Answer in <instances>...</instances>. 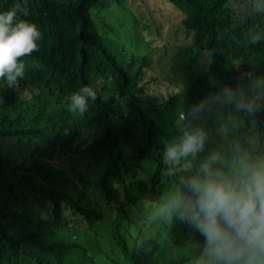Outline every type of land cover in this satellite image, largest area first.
Listing matches in <instances>:
<instances>
[{"label":"trees","instance_id":"obj_1","mask_svg":"<svg viewBox=\"0 0 264 264\" xmlns=\"http://www.w3.org/2000/svg\"><path fill=\"white\" fill-rule=\"evenodd\" d=\"M168 1L182 14L191 43L186 58L177 49L160 54L175 86L161 99L147 92L145 57L132 72L121 48L92 49L99 35L90 8L102 0H0V12L19 5L17 20L41 32L39 50L21 58L20 84L9 88L0 80V264H97L76 240L79 231L86 241L106 239V254L116 262L207 264L205 239L175 209L177 196L194 198L187 178L202 177L201 165L213 154L220 157L213 169L225 172L245 157L264 161V135L246 129V139L229 150L204 140L196 158L176 161L160 148L170 136L179 143L186 132L206 134L221 101L229 93L241 97L247 74L237 62L246 70L264 54V11L257 0ZM148 24L160 27L154 18ZM199 53L213 58L205 73L193 65ZM256 82L253 90L264 92V81ZM85 85L97 99L75 116L69 97ZM142 116L163 126L156 145ZM55 153L67 163H41ZM89 185L100 188L104 207L111 205L109 219L85 200Z\"/></svg>","mask_w":264,"mask_h":264},{"label":"clouds","instance_id":"obj_2","mask_svg":"<svg viewBox=\"0 0 264 264\" xmlns=\"http://www.w3.org/2000/svg\"><path fill=\"white\" fill-rule=\"evenodd\" d=\"M257 1L263 12L264 0ZM18 11H23L19 5L0 12V80L9 88L20 84L26 70L21 58L38 51L37 41L41 39L36 24L17 20ZM98 35L92 49L108 50L110 44ZM79 45L85 42L82 40ZM212 60L209 57L206 66L197 69L205 73ZM237 67L247 74L239 90L241 97L237 95L234 99L229 93V97L221 101L219 115L206 134L186 132L179 143L171 136L163 140L160 150L166 152V159L176 161L195 155L203 149L204 140L229 150V144L235 147L234 141H244L248 136L246 129L253 127L264 135V92H255L252 88L253 81L257 84L264 81V54L259 59L254 58L246 70L242 61L237 62ZM252 71L255 72L250 76ZM69 99L68 111L82 116L88 110L89 99L95 101L97 94L93 87L85 85L71 93ZM142 120L149 130L151 144L156 145L155 135L163 126L143 116ZM219 160L218 155H211L201 165L202 177L188 176V195L194 198L178 194L174 207L181 218L193 224L204 237L207 264H264V161L251 162L245 157L225 172L213 169L212 165ZM53 161L67 163V157L55 153L43 156L41 163Z\"/></svg>","mask_w":264,"mask_h":264},{"label":"rangeland","instance_id":"obj_3","mask_svg":"<svg viewBox=\"0 0 264 264\" xmlns=\"http://www.w3.org/2000/svg\"><path fill=\"white\" fill-rule=\"evenodd\" d=\"M102 1V4H95L90 9L97 32L113 48L117 47L123 50V60L128 63V67L132 72L145 57L147 65L144 67L145 72L142 76L151 78L149 85L146 86L147 92L153 93L161 99L166 98L175 86L168 78L170 72L165 64V58L160 57V54L167 50V53L172 55L177 49L182 58H186L189 55L188 45L191 43V38L183 31V27L180 24L182 14L168 0ZM152 18L160 26L158 30L155 25L148 24ZM141 28L143 29L142 32ZM178 46H180L179 49ZM207 61L208 59L202 53H199L193 65L201 69L206 66ZM51 102L53 103L52 99ZM73 115L78 116L79 114ZM67 120L69 119L64 118L63 121ZM75 157L80 165L83 166L79 161V152H75ZM131 190L128 189L126 191L127 195L130 196ZM85 200L97 204L94 206L102 213V219H109L111 205L104 207L105 203L101 199L100 188L89 185L86 189ZM30 210L34 211L32 208ZM73 218L75 223L81 224V220L78 217ZM137 225L145 229L144 223H137ZM85 236L84 232L79 231L76 240L81 245L84 243L88 246L86 248L87 252L96 258H93L95 263L124 264L121 261L111 260L112 255L107 256L105 245L107 244L110 248V244L107 243L106 239L93 237V239L90 238L86 241ZM67 237H70V234H67Z\"/></svg>","mask_w":264,"mask_h":264}]
</instances>
